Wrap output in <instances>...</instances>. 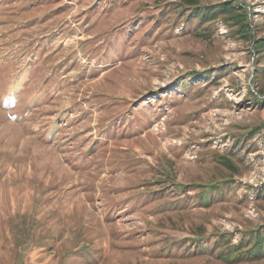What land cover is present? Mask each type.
I'll return each instance as SVG.
<instances>
[{
  "label": "rangeland",
  "instance_id": "obj_1",
  "mask_svg": "<svg viewBox=\"0 0 264 264\" xmlns=\"http://www.w3.org/2000/svg\"><path fill=\"white\" fill-rule=\"evenodd\" d=\"M231 1L0 0V264H264L219 253L264 231V0Z\"/></svg>",
  "mask_w": 264,
  "mask_h": 264
},
{
  "label": "trees",
  "instance_id": "obj_2",
  "mask_svg": "<svg viewBox=\"0 0 264 264\" xmlns=\"http://www.w3.org/2000/svg\"><path fill=\"white\" fill-rule=\"evenodd\" d=\"M235 6H237V3L236 1L232 0L231 2H229V4L220 3L216 6V8L230 13L235 11ZM188 9L190 13H196V15H199L200 17L202 16L207 21L215 15V12L211 11L208 13V16L205 17V15H207L206 9H201V6L197 3V1H193V4H191ZM238 9L240 8H237V10ZM232 17H237V14H232ZM258 47L264 48V40H260L258 43H256V48ZM189 73L190 75H194L195 71L192 70ZM20 83L21 81H16L15 87H18ZM7 97H9L10 102H12L13 98L17 99L19 96L7 94V96L4 97V100ZM215 188L216 185L214 183H210L206 186L205 190L199 192L197 197L200 199L214 198L216 195L219 194V188H217V192H214ZM216 235L218 236V238L216 239L217 243H221L220 241H225L227 239V236L224 235V233H219ZM242 239L243 240L239 244H228L227 247L225 249H222L219 253L229 261L245 258H258L262 256V254H264V231L261 232L259 227L256 226L254 228H249L248 233L244 235ZM246 243H249V246L245 247Z\"/></svg>",
  "mask_w": 264,
  "mask_h": 264
}]
</instances>
